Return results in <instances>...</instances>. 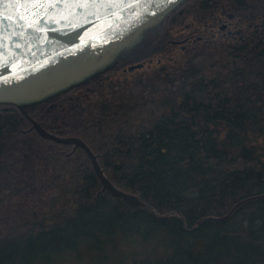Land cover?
<instances>
[{"label":"trees","instance_id":"16d2710c","mask_svg":"<svg viewBox=\"0 0 264 264\" xmlns=\"http://www.w3.org/2000/svg\"><path fill=\"white\" fill-rule=\"evenodd\" d=\"M185 3L203 21L236 14V34L191 39L179 61L121 79L95 74L32 113L82 137L146 205L104 187L81 145L0 102V264H264V195L217 217L264 191V0ZM158 40L131 59L170 41Z\"/></svg>","mask_w":264,"mask_h":264},{"label":"water","instance_id":"95a60500","mask_svg":"<svg viewBox=\"0 0 264 264\" xmlns=\"http://www.w3.org/2000/svg\"><path fill=\"white\" fill-rule=\"evenodd\" d=\"M175 0H149L138 5H105L60 3L36 4L26 0H4L0 3V102H12L32 121L39 133L64 142H75L88 153L104 187L114 193L146 205L137 194L121 189L109 180L96 154L85 140L76 134H56L42 126L32 113L15 100V94L28 87L34 76L58 55L86 45H96L116 39L119 35L146 21ZM103 17V19H99ZM111 25V27H108ZM142 61L128 65L133 68ZM264 195V191L243 196L217 217H224L239 203Z\"/></svg>","mask_w":264,"mask_h":264},{"label":"rangeland","instance_id":"374dc122","mask_svg":"<svg viewBox=\"0 0 264 264\" xmlns=\"http://www.w3.org/2000/svg\"><path fill=\"white\" fill-rule=\"evenodd\" d=\"M180 1L181 0H175L172 4L168 5L154 16L114 39L123 42L124 49H128L129 47V49H134L133 47L141 40L152 36L157 37L160 42L170 40L165 47L157 48L150 55H146L139 59L133 58L123 63L125 66H128L129 63L143 60L142 65L124 69L122 67L123 64L117 65L115 60H111L107 57L103 61L104 64L96 66L99 64L96 60H99V58L102 57V53L108 49L107 47L112 45L115 41L112 40L96 45H86L58 55L46 67L35 74L34 77L36 79L30 86L24 87L15 94L16 102L27 112L34 113L39 109L41 103L49 97L68 94L69 92L75 95L79 91L77 90L78 88L73 91L71 90L77 85L80 86L79 84H81L82 81L92 76L93 73L90 67L95 66L93 67V71L102 67V71L106 73L108 78L113 77L121 79L126 76H131L142 68L151 67L164 61L171 62L182 59L186 46L182 44L187 43V40L180 39L188 33L193 37L191 40L192 43L215 36L226 37V32L227 34L229 33V35L231 34L230 38L236 34L239 26V22L236 20L238 18L236 14L231 17L228 15L229 11H223V9L220 8L214 11V14L207 18V21H203L198 18L197 6L190 11H185L184 9L187 4L185 3L178 6ZM221 2L224 4V7H230V5L226 3V0H221ZM168 16L170 17L167 18ZM257 19H254V21ZM224 21L228 22L227 26L224 28L220 27V23ZM244 23H246L245 20ZM211 30L212 33H210ZM73 97H68L67 100H64L67 106H69L68 100L74 99ZM93 97V92L88 90V93H86L85 97L80 100V102L84 103L86 99H91ZM72 109L73 108H71V110ZM136 201L140 202L139 200Z\"/></svg>","mask_w":264,"mask_h":264},{"label":"flooded vegetation","instance_id":"af4514ba","mask_svg":"<svg viewBox=\"0 0 264 264\" xmlns=\"http://www.w3.org/2000/svg\"><path fill=\"white\" fill-rule=\"evenodd\" d=\"M205 21H207V19L205 20ZM208 23V22H207ZM214 23V22H213ZM227 24H228V22L227 21H224L223 23H220V27H226L227 26ZM212 25V24H211ZM213 26V25H212ZM213 32H214V30H213ZM210 33H212V30H211V32ZM182 39H186L187 41H190L191 39H193V37L191 36V34L190 33H188V34H186V35H184L180 40H182ZM115 42L112 44V45H109L107 48L108 49H106L103 53H102V57L101 58H99V60H96V61H98L99 62V64H97L96 66H100L101 64H104V60L108 57V58H110L111 60H115L117 63V65H120V64H123L124 62H126V61H128V60H131V58L133 57V55H134V53H133V50L131 49H124L125 47H123V42H119L118 40H114ZM159 41V40H158ZM158 46H161V44H159ZM157 46V47H158ZM121 48H123V49H121ZM140 61H142L143 62V60H140ZM129 64H131V63H129ZM128 64V65H129ZM93 67H95V66H93ZM93 67H90L91 68V71H92V76L91 77H93L95 74H106V73H104V71H102V67L101 68H99V69H96V70H94L93 71ZM122 67L125 69V68H127L128 66H125L124 64L122 65ZM129 68V67H128ZM90 77V78H91ZM87 79H89V78H87ZM86 79V80H87Z\"/></svg>","mask_w":264,"mask_h":264},{"label":"snow or ice","instance_id":"6c2138e0","mask_svg":"<svg viewBox=\"0 0 264 264\" xmlns=\"http://www.w3.org/2000/svg\"><path fill=\"white\" fill-rule=\"evenodd\" d=\"M4 0H0V3H3ZM26 2L30 3H36V4H51L56 5L60 3H76V4H105V5H115V4H125L129 6L138 5L142 3H148L149 0H26ZM99 19H103V17H100ZM3 21L0 20V24H2ZM108 27H111V25H108ZM2 41H0V48H2Z\"/></svg>","mask_w":264,"mask_h":264}]
</instances>
